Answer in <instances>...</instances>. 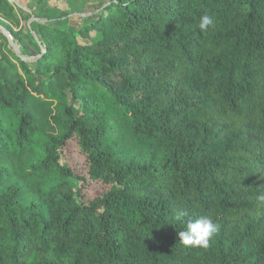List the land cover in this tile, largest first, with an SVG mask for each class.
I'll list each match as a JSON object with an SVG mask.
<instances>
[{
    "label": "trees",
    "instance_id": "16d2710c",
    "mask_svg": "<svg viewBox=\"0 0 264 264\" xmlns=\"http://www.w3.org/2000/svg\"><path fill=\"white\" fill-rule=\"evenodd\" d=\"M0 32V264H264V0H0Z\"/></svg>",
    "mask_w": 264,
    "mask_h": 264
},
{
    "label": "clouds",
    "instance_id": "9594fccd",
    "mask_svg": "<svg viewBox=\"0 0 264 264\" xmlns=\"http://www.w3.org/2000/svg\"><path fill=\"white\" fill-rule=\"evenodd\" d=\"M197 27L201 32L207 31L210 27H215L213 16L208 14L199 16ZM258 199L264 201V196H259ZM184 218L188 219L184 230L178 232L179 241L185 246L207 248L210 239L219 231V225L207 215L196 219L189 218L187 211H180L175 217L177 221L181 222H184Z\"/></svg>",
    "mask_w": 264,
    "mask_h": 264
},
{
    "label": "rangeland",
    "instance_id": "374dc122",
    "mask_svg": "<svg viewBox=\"0 0 264 264\" xmlns=\"http://www.w3.org/2000/svg\"><path fill=\"white\" fill-rule=\"evenodd\" d=\"M23 7L24 9H33L42 16H51L59 11L84 15L91 11L102 0H10ZM18 14L20 12L17 11ZM72 25L75 23L72 21ZM3 33L0 32V43L4 41ZM18 50V49H17Z\"/></svg>",
    "mask_w": 264,
    "mask_h": 264
},
{
    "label": "water",
    "instance_id": "95a60500",
    "mask_svg": "<svg viewBox=\"0 0 264 264\" xmlns=\"http://www.w3.org/2000/svg\"><path fill=\"white\" fill-rule=\"evenodd\" d=\"M15 50H16V52H17V55H18V56H20V54H19L18 50H17V49H15Z\"/></svg>",
    "mask_w": 264,
    "mask_h": 264
}]
</instances>
